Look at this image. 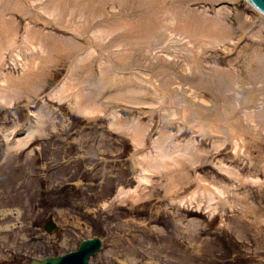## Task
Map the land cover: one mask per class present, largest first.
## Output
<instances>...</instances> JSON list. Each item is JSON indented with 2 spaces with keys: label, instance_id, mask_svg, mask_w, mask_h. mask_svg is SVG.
I'll list each match as a JSON object with an SVG mask.
<instances>
[{
  "label": "rangeland",
  "instance_id": "374dc122",
  "mask_svg": "<svg viewBox=\"0 0 264 264\" xmlns=\"http://www.w3.org/2000/svg\"><path fill=\"white\" fill-rule=\"evenodd\" d=\"M139 3L171 15L155 37H136L138 45L129 46L130 29L121 26L138 25ZM172 11L189 16L175 18ZM195 16L219 22L225 37L189 39L178 32ZM102 23L122 32L92 37L100 49L87 36ZM0 40V84L18 92L10 105H0V264L59 257L96 236L103 248L90 264H264V217H250L264 216V132L255 122L263 123L245 124V112L264 108V14L247 0H0ZM122 45L142 52L133 67L146 80L145 94L136 100L112 98L118 89L109 83L108 47ZM163 70L174 83L159 82ZM64 82L66 92L50 97ZM81 92L87 94L82 104L100 110L78 112ZM136 119L148 126L141 148L116 126ZM223 124L235 127V138ZM27 132L34 133L29 144L9 150ZM162 132L183 147L194 141L202 152L186 165L172 162L170 193L164 189L170 176L145 172L143 164L153 161ZM241 136L248 143L237 147ZM222 163L243 182L222 202H211L214 215L206 210L208 194L201 207L181 202L199 189L198 175L231 188L218 170ZM120 188L135 198L121 202L115 198ZM47 221L57 224L56 233L45 229Z\"/></svg>",
  "mask_w": 264,
  "mask_h": 264
},
{
  "label": "bare ground",
  "instance_id": "6f19581e",
  "mask_svg": "<svg viewBox=\"0 0 264 264\" xmlns=\"http://www.w3.org/2000/svg\"><path fill=\"white\" fill-rule=\"evenodd\" d=\"M139 5L142 6V10H140L138 8L139 6H134L137 8V13L133 14L134 15L133 17H136L137 22H139L138 25L136 24L135 26H132L126 22L125 24H123L121 26V29H125V30L130 29L128 31L129 32L128 37L129 38L131 37L132 39L130 38L131 40H129L127 42L129 44V46H130V44H137L138 45L137 42L140 39H143L144 41H146V40L150 39V37H155L156 33H158V31L160 29L162 30V28H163V25H162L163 23L161 21L163 20V18L168 16V14H170L168 11H162L161 14H158V11H156V12L152 11L151 12V10L149 8L143 9V8H145L144 4L139 3ZM171 13L173 16H175L177 14L176 11H172ZM187 15L189 16V13L188 14H185V13L181 14L180 13V15L177 14L175 16V18L176 17L181 18L182 16L188 17ZM111 18L112 17L109 16L105 20H110ZM218 24H219V22L209 20V18H206L204 16H195V17H191V20L188 21L187 24L177 28V30L182 35H185V36L187 35L189 39L192 37H206V36L207 37H215L216 39L217 38L220 39L222 37H225V35H223V33L221 32L220 25L218 26ZM101 25H103V26L100 27ZM96 27H100V28H97L95 31H93L92 35L87 36V40L91 46L100 47V49L103 48L102 45L97 44L94 41V38H92V37H111L113 34H115L118 31L122 32L121 29L118 30L115 27L108 26V24L104 25L103 23L97 25ZM119 36H122V35H119ZM136 37H138L137 38L138 40H136L137 42L133 41V40H135ZM140 37H142V38H140ZM193 43L198 44V41L197 40L193 41ZM199 45H201V44L199 43ZM108 49H109V58H108L109 64L107 65V70H108V72H110L109 74L111 76L110 77L111 79L109 78L110 79L109 83L112 82L111 86H113V87L116 86V90L118 89L117 94L112 96V98L122 100V101H124L126 99L136 100V98L140 94H145L143 85L146 82V80L144 79L143 75H140L139 72H137L138 68L133 67L139 63L138 60H140V58L138 56L142 55V52L138 53V52L134 51V48L126 47L123 45H122V47L119 46V48L117 50H111L109 47H108ZM2 50H3V46H2V42L0 40V54H1ZM105 56H107V54H105ZM195 56L196 55L189 53V55H187V58L189 57V60H191V62L195 64V66L197 68V72H199L200 68L195 63L196 58H197ZM164 63L167 64L168 62L165 61ZM164 66H166V65H164ZM32 68H33V66H32ZM32 68H30V69H32ZM34 71H35V69L29 70L28 78L30 76H32V73ZM164 71L165 70L161 71V74L158 77L159 82H161V81L166 82L170 78L167 75V73H169V72H166V71L164 72ZM127 73H132L133 75H131L129 77L125 76ZM162 76L165 78V80L161 79ZM223 76H224V74L222 73L218 76V78L215 79V82H216V80H218L219 86H223V84H224L223 83ZM172 78L175 80V84H180L182 82L181 80L183 79L181 76H178V75H175ZM170 82L174 83V81L171 78H170ZM200 84L207 86L208 81L203 82V83L200 82ZM152 85H153L152 86V88H153L154 84H152ZM67 87H68L67 83L64 82L59 88H57L56 90H53V93L50 94V97L56 98V97L62 96L63 95L62 93L66 92L65 89ZM212 89H214V87ZM17 93L18 92H15L14 94H12L10 92H7V90H5V88H4V85L0 84V105H6V104L10 105L13 102L14 98L17 97ZM164 96H167L168 100L171 101L170 94L168 93V91H165ZM85 97H87V94L82 93V92L79 93L77 96V101L75 103L76 104L75 107H76L78 112L85 113L86 115H90V114L95 113L94 111L100 110L99 108L95 110L94 107H92L91 105L82 104V102H83L82 99ZM183 113H185V111H182V114ZM245 114H246L245 124H248V125L251 123L250 120L256 121L255 119H257V118L262 119L263 124H259L256 122H255V124L260 126L262 128L261 131L263 130V132H264V108L260 112H258V111H256V112L255 111L245 112ZM114 117H115V119H117L119 117V113L118 114L115 113ZM181 119L183 121H185L183 118H181ZM116 126H117V129L119 131L123 132L127 136H129V135L132 136V138L136 141V144L139 148H141L146 143V139H145L146 136L145 135H146V131L148 130V126L144 125L140 120H137V119L133 120L132 123L118 121ZM194 126L197 130L201 129L202 131H206L205 129H203L201 127V123H198V121L195 122ZM223 126H225L227 128V131L229 132V135H228L229 139L235 138V136L238 134L233 125L231 126L230 124H223ZM258 126H256V127H258ZM213 127L214 126H209L208 131L213 132V133H218V132L220 133L219 129H214ZM215 127H217V125H215ZM33 137H34V133L27 132L26 139L25 140L20 139L16 143L11 144L9 146V150H17V149L25 148L29 144V142L31 141V139ZM166 137H167V135H165L164 132H162L160 134V136L154 140L153 146L155 147V153L152 155L153 161L151 163L143 162V164L145 163V166H144L145 172L150 168H154V169H156L155 172H157L161 175L170 176V182H168L166 185H164V189H166L165 191L170 193L171 187H172V180H173V176L171 177L172 172L170 170L174 169L172 162H176L179 166H181L184 163L186 165V163L194 162V161H197L198 159H200L201 158L200 153H202V152H200L197 149V147H194L195 146L194 141H190L189 143L187 142V144L183 147L179 143V140H177L173 137H167V138ZM247 138L248 137H246V136H241V140L237 144V147L240 146L241 142H243L244 144L248 143ZM180 153H182L180 158L176 157L177 155H180ZM247 156H248V154H247ZM174 165H176V164H174ZM195 167H196V165L194 163V165L191 167L192 170H194ZM218 170H220V172L222 174L227 176L232 181V187L231 188H230V186L229 187H226L224 185L219 186L214 182H210L206 177L198 175V176H196L195 182H197V187H199V189L196 191L194 196H192L188 199L187 198L182 199L181 202L184 203V202L190 200L192 203H194V202L197 203L198 207H201V205H203V201H202L201 196L208 194V196L210 197V200H209V205L207 206L206 210L211 209L213 211L212 215H214L215 211H217V207L212 208L210 206L211 202L214 201L215 199H219L217 202H220V201L222 202L223 199H225L227 197L226 193H227V191H229V189H232V188L235 189V186H234L235 184H239V183L243 182L242 174L238 170H235L233 167L228 166L225 163H222L220 165V167L218 168ZM186 175L188 177H190L188 172L186 173ZM141 179L145 180L146 178L141 175ZM135 196H134V193L132 190H125L123 188H120L117 195L115 196V198H118L122 202L128 198L134 199ZM208 212H210V211H208ZM250 217H252L254 219H260V218H263L264 216L263 215H260V216L250 215ZM52 222H54V221H52ZM57 228H58V226H57ZM33 259H40V258H33ZM42 259H44V258H42ZM30 264H31V262H30Z\"/></svg>",
  "mask_w": 264,
  "mask_h": 264
},
{
  "label": "water",
  "instance_id": "95a60500",
  "mask_svg": "<svg viewBox=\"0 0 264 264\" xmlns=\"http://www.w3.org/2000/svg\"><path fill=\"white\" fill-rule=\"evenodd\" d=\"M253 7L264 14V0H247ZM45 229L49 233H56L57 225L52 221L45 223ZM103 247V240L96 236L81 242L79 248L59 257H48L44 259H32L31 264H89V259L98 254Z\"/></svg>",
  "mask_w": 264,
  "mask_h": 264
}]
</instances>
